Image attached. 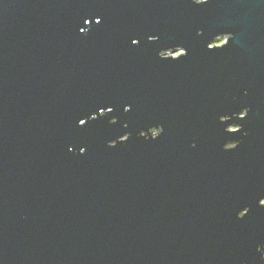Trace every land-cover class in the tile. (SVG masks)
I'll return each instance as SVG.
<instances>
[{"label":"water","instance_id":"1","mask_svg":"<svg viewBox=\"0 0 264 264\" xmlns=\"http://www.w3.org/2000/svg\"><path fill=\"white\" fill-rule=\"evenodd\" d=\"M260 198L264 0H0V264H264Z\"/></svg>","mask_w":264,"mask_h":264},{"label":"snow or ice","instance_id":"2","mask_svg":"<svg viewBox=\"0 0 264 264\" xmlns=\"http://www.w3.org/2000/svg\"><path fill=\"white\" fill-rule=\"evenodd\" d=\"M208 2H209V0H202V2L198 3V5L207 4ZM84 23H90V20H89V19H85V20H84ZM100 23H101V20H100V19H96V20H95V24H96V25H99ZM80 31H81V33H83V32H84V29L81 28ZM197 35H199V33H197ZM154 39H155V38H154L153 36H151V35H149V36L147 37V40H148L149 43H152V42L154 41ZM130 42H131V44H132L133 46H137V45L139 44V38H137V37H132V38H130ZM228 43H229V41L221 42V44H218V45H216L215 47H216L218 50H220V49L225 48V47L228 45ZM177 48L183 49V48H181V47H177ZM183 50H184V51H183L182 53H178L176 56H174V57L171 59V61H178V60H180L181 58H184V57L187 55V51H186L185 49H183ZM209 52H212V51H209ZM162 60H169V59H162ZM107 111H108V112H111L112 109H111V108H108ZM128 111H130V108H129V107H125V108H124V112L127 113ZM98 114H99L100 117H103V116H105L106 113H105V111L102 109V110L99 111ZM245 116H246V114H245L241 119H243ZM87 119H88V121L95 122V121L97 120V116H96V115H90V116L87 117ZM78 123H79V125L83 126V125H85L86 121H85V119L81 118V119H79ZM108 123H109V124H115L116 121H115V120H109ZM125 128H127V125H125ZM239 130H240V129H234V131H237V132H238ZM162 132H163V129L161 128V133H160L159 136L162 135ZM124 137H125L126 140L129 139V135H128V134H127V135H124ZM153 139H156V138H153ZM115 146H116L115 144H111V145L109 144V145H108V147H110V148H114ZM191 147L195 148L196 145H195V144H192ZM235 147H236V146H234L233 149H234ZM228 150H232V149H225V151H228ZM79 151H80V154L83 155V154L85 153L86 149H85L84 147H81ZM259 201H260L259 206H260L261 208H264V198H260ZM245 216H246V215H245ZM245 216H237V215H236V219H237V220H242ZM256 251H257V252H260V251H261V248H260V247H257V248H256Z\"/></svg>","mask_w":264,"mask_h":264},{"label":"rangeland","instance_id":"3","mask_svg":"<svg viewBox=\"0 0 264 264\" xmlns=\"http://www.w3.org/2000/svg\"><path fill=\"white\" fill-rule=\"evenodd\" d=\"M225 38H220L215 42V45L221 44V42H224ZM169 55V53L166 54V56Z\"/></svg>","mask_w":264,"mask_h":264},{"label":"clouds","instance_id":"4","mask_svg":"<svg viewBox=\"0 0 264 264\" xmlns=\"http://www.w3.org/2000/svg\"><path fill=\"white\" fill-rule=\"evenodd\" d=\"M196 2H197V3H200V2H202V0H196ZM262 258H264V257H262Z\"/></svg>","mask_w":264,"mask_h":264}]
</instances>
